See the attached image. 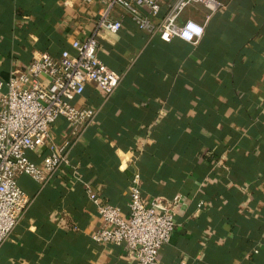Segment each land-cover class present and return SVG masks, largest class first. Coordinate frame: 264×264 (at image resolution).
<instances>
[{
	"label": "crops",
	"instance_id": "crops-1",
	"mask_svg": "<svg viewBox=\"0 0 264 264\" xmlns=\"http://www.w3.org/2000/svg\"><path fill=\"white\" fill-rule=\"evenodd\" d=\"M218 1L197 46L164 43L114 9L122 28L99 34L98 58L120 86L105 97L89 84L74 100L96 113L71 149L76 178L66 168L45 186L18 178L33 204L1 246L0 264H137L121 247L90 239L100 220L85 192L90 186L126 214L136 174L145 199L180 197L159 264H264V0ZM99 9L83 0H0V79L40 54L72 52L92 36ZM207 13L190 7L178 22L204 23ZM51 136L74 142L62 119ZM45 155L27 153L37 165Z\"/></svg>",
	"mask_w": 264,
	"mask_h": 264
},
{
	"label": "built area",
	"instance_id": "built-area-1",
	"mask_svg": "<svg viewBox=\"0 0 264 264\" xmlns=\"http://www.w3.org/2000/svg\"><path fill=\"white\" fill-rule=\"evenodd\" d=\"M83 1L100 5L91 37L73 42L72 52L65 50L58 58L40 54L25 70L11 72L6 81L0 79V248L33 204L19 186V177L27 176L41 186L60 169H71L77 177L71 149L88 131L96 113L77 107L74 100L83 95L89 84L110 97L122 80L98 58L99 34L116 35L122 28L114 9L124 12L139 31L157 35L164 43L176 38L197 46L207 22L222 6L218 0ZM197 5L208 12L205 22L188 20L180 24L182 13ZM60 119L71 128L74 142L59 144L51 136V128ZM36 150L46 151L41 165L27 157L28 152ZM85 192L100 220V226L89 235L94 243L121 247L126 257L137 264H159L160 251L176 228L180 197L173 198L171 205L161 198L145 199L137 174L130 181L126 214L120 207L101 201L90 186H85Z\"/></svg>",
	"mask_w": 264,
	"mask_h": 264
}]
</instances>
